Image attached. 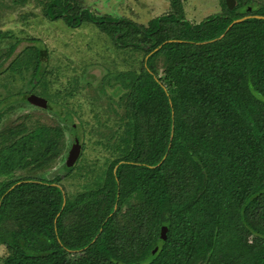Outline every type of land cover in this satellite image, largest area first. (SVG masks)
Listing matches in <instances>:
<instances>
[{
	"label": "trees",
	"instance_id": "obj_1",
	"mask_svg": "<svg viewBox=\"0 0 264 264\" xmlns=\"http://www.w3.org/2000/svg\"><path fill=\"white\" fill-rule=\"evenodd\" d=\"M168 1L172 10L147 25L93 15L78 0L41 1L50 21L93 23L135 62L86 80L108 106L92 110L104 161L83 169L91 181L82 192L71 196L62 183L78 164L45 174L66 152L67 132L76 135L63 117L72 119L68 103L43 108L52 124L25 116L0 131V264L83 253L89 264H264V19L256 17L264 0H236L233 10L223 0V13L199 23L184 17L182 0ZM30 40L17 52L21 39L0 29L15 89L0 106L19 97L0 107V122L35 106L33 94L55 99L51 52Z\"/></svg>",
	"mask_w": 264,
	"mask_h": 264
},
{
	"label": "rangeland",
	"instance_id": "obj_2",
	"mask_svg": "<svg viewBox=\"0 0 264 264\" xmlns=\"http://www.w3.org/2000/svg\"><path fill=\"white\" fill-rule=\"evenodd\" d=\"M41 1L0 0V29L2 31H10L11 35L13 34L21 39L22 43L17 52L28 45H32L33 42L30 40L32 38L41 41L43 44L38 43L39 46H46L51 52V58L47 65V78L51 90L55 94V99L53 103L46 101V104L48 107L57 110V106L68 103V107L74 110V113L72 112V119L67 121L66 124L77 125V131L76 135L67 132L66 141L68 147L66 152L45 174L47 178L52 179L56 173L64 172L61 167L65 163L75 139H78L83 146L81 157L76 163L79 168L75 169L62 182L72 196L78 191L82 192L86 184L90 186V179L80 178L84 174L83 169L89 171L95 162L102 164L104 161L103 154L98 152L93 145L92 136L94 133H92L93 135L91 134L89 123L95 120L93 108L106 109L108 101L105 96L100 95L95 89L96 84L90 86L86 80L90 83H96L102 75L108 72L114 74L121 70H127L131 68V63L135 62V56L118 52L113 47L110 39L101 33L93 23H85L81 27L74 29L69 28L61 20L50 21L44 16ZM78 1L81 6L91 11L93 15L124 17L141 25H147L150 20L172 10L171 2L168 0ZM182 3L184 17L193 23H199L210 15L221 14L225 11L223 0H182ZM13 58L14 55L6 59H4V56L0 58V64H2L0 66V98L9 95L10 92L15 90L13 89V81L10 82L6 77L7 74L3 73ZM78 78L82 79L78 89L84 86L83 90L79 91L76 98L67 97L66 93L72 89ZM23 85L27 90V81L22 82L19 80L15 87L18 89L22 88ZM60 92L61 95L59 94ZM17 98L19 99V97L6 99L1 103V106L7 105ZM25 116L31 118L32 122L40 120L50 124L57 119L49 110L27 105L7 113L0 122V131L20 123ZM138 201V197H135L131 200V204ZM5 253V248L0 247V256L5 255ZM60 253L63 252L59 251L58 254ZM92 259L93 255L85 253L81 255L68 254L37 263L25 261V258H21L19 264H89Z\"/></svg>",
	"mask_w": 264,
	"mask_h": 264
},
{
	"label": "water",
	"instance_id": "obj_3",
	"mask_svg": "<svg viewBox=\"0 0 264 264\" xmlns=\"http://www.w3.org/2000/svg\"><path fill=\"white\" fill-rule=\"evenodd\" d=\"M225 3H226L229 10H233L237 5L236 0H225ZM256 17L264 19V16H256ZM245 19H247V17H244L243 19L236 20L232 23L231 26H233L234 24H237L239 22H242ZM30 101L33 105H35L37 107H42V108L47 107L46 100L43 99L42 97L38 96V95H35V94L31 95ZM63 117H64L66 122L71 120V118L66 116L65 114L63 115ZM81 149H82V146L80 144V141L78 139H75V142H74L71 150L68 153V156H67L65 163L61 167V169L63 171H65L66 169L72 168L76 164V162L78 161V159L80 157Z\"/></svg>",
	"mask_w": 264,
	"mask_h": 264
}]
</instances>
